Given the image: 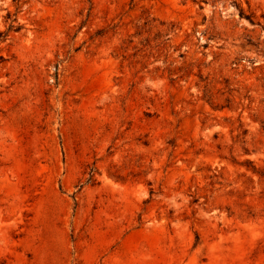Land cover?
<instances>
[{"label": "rangeland", "instance_id": "rangeland-1", "mask_svg": "<svg viewBox=\"0 0 264 264\" xmlns=\"http://www.w3.org/2000/svg\"><path fill=\"white\" fill-rule=\"evenodd\" d=\"M0 264H264V0H0Z\"/></svg>", "mask_w": 264, "mask_h": 264}]
</instances>
